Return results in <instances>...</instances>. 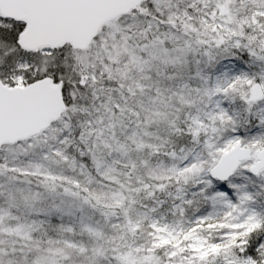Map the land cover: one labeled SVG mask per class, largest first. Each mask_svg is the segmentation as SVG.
I'll return each mask as SVG.
<instances>
[{"label":"snow or ice","instance_id":"obj_1","mask_svg":"<svg viewBox=\"0 0 264 264\" xmlns=\"http://www.w3.org/2000/svg\"><path fill=\"white\" fill-rule=\"evenodd\" d=\"M0 264H264V0H0Z\"/></svg>","mask_w":264,"mask_h":264}]
</instances>
